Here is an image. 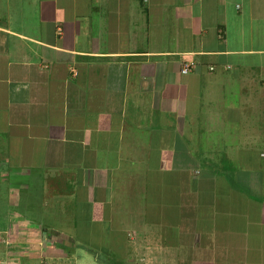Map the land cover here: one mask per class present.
<instances>
[{"label": "crops", "instance_id": "0c3cea01", "mask_svg": "<svg viewBox=\"0 0 264 264\" xmlns=\"http://www.w3.org/2000/svg\"><path fill=\"white\" fill-rule=\"evenodd\" d=\"M79 254L264 264V0H0V264Z\"/></svg>", "mask_w": 264, "mask_h": 264}, {"label": "built area", "instance_id": "2783aa9c", "mask_svg": "<svg viewBox=\"0 0 264 264\" xmlns=\"http://www.w3.org/2000/svg\"><path fill=\"white\" fill-rule=\"evenodd\" d=\"M196 67H197V63L195 61L187 60L183 63L182 68H181V72L184 74H188V73L192 72ZM74 73L76 74V72H74ZM42 264H58V263L44 260L42 262Z\"/></svg>", "mask_w": 264, "mask_h": 264}, {"label": "rangeland", "instance_id": "374dc122", "mask_svg": "<svg viewBox=\"0 0 264 264\" xmlns=\"http://www.w3.org/2000/svg\"><path fill=\"white\" fill-rule=\"evenodd\" d=\"M81 263L80 264H97L98 262H93L90 259L87 258V256L84 255V257L82 255L79 254Z\"/></svg>", "mask_w": 264, "mask_h": 264}]
</instances>
